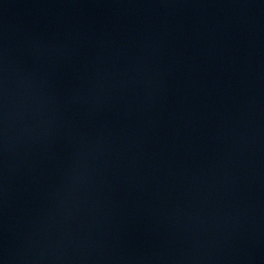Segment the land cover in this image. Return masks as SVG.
I'll use <instances>...</instances> for the list:
<instances>
[{"label": "water", "instance_id": "1", "mask_svg": "<svg viewBox=\"0 0 264 264\" xmlns=\"http://www.w3.org/2000/svg\"><path fill=\"white\" fill-rule=\"evenodd\" d=\"M0 264H264V0H0Z\"/></svg>", "mask_w": 264, "mask_h": 264}]
</instances>
